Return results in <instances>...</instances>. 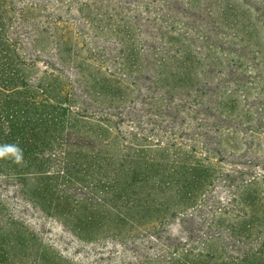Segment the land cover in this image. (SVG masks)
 <instances>
[{
  "label": "rangeland",
  "instance_id": "374dc122",
  "mask_svg": "<svg viewBox=\"0 0 264 264\" xmlns=\"http://www.w3.org/2000/svg\"><path fill=\"white\" fill-rule=\"evenodd\" d=\"M15 5L18 18L20 11L29 12L19 18L16 34L37 72L59 74L79 113L112 116L119 141L146 146L140 155L150 164L155 155L170 162L192 159L195 148L207 157L210 148L218 169L202 209L159 222V212L135 216L145 201L133 197L128 210L134 219L98 220L83 230L50 214V197L35 196L32 184L0 179V246L13 242L0 262L191 264L200 254L209 262L238 256L237 243L227 241L225 228L213 226L208 208L223 209L241 178L238 171L264 182V0H15ZM178 142L184 147L167 151ZM161 144L164 152H157ZM101 184L98 177L62 184L53 197L87 199L89 210L106 198ZM148 188L156 196L146 193L145 199H159V186Z\"/></svg>",
  "mask_w": 264,
  "mask_h": 264
},
{
  "label": "trees",
  "instance_id": "16d2710c",
  "mask_svg": "<svg viewBox=\"0 0 264 264\" xmlns=\"http://www.w3.org/2000/svg\"><path fill=\"white\" fill-rule=\"evenodd\" d=\"M15 6V0H0V147L17 146L22 160L16 162L11 154L0 158V179H17L25 187L32 184L35 196L51 198H47L53 210L50 214L78 230L98 220L110 224L133 218L128 210L133 197L145 201L136 208L142 211L135 216L159 212V222L207 206L203 194L214 188L217 179L214 151L208 148L207 154L204 152L207 157H202L195 148L192 159L170 162L155 155L149 158L153 164L146 162L139 150L146 146L127 144L125 139L121 143L112 116L96 118L79 113L82 109L71 99L69 86L59 83V74L37 72L34 59L16 34L21 30L19 18H26L29 12L20 11L18 18ZM100 89L98 93L106 95ZM171 134L172 138L176 135ZM183 145L174 143L167 151ZM215 145L220 146L221 141ZM155 146L157 152H164L163 144ZM238 173L241 178L226 196L223 209L217 210L216 204L208 208V213H214L213 226L225 228L227 241L237 243L238 256L222 261L215 257L209 262L200 254L193 256L191 264H264L263 178ZM96 177L106 198L98 199L92 209L85 208L87 199L74 202L68 194L53 197L62 184L75 185ZM151 183L159 186V199H145L146 193L156 196L155 188H148ZM211 239L207 242L220 240ZM7 241H3L5 249L0 246V258L10 253L13 242Z\"/></svg>",
  "mask_w": 264,
  "mask_h": 264
},
{
  "label": "clouds",
  "instance_id": "9594fccd",
  "mask_svg": "<svg viewBox=\"0 0 264 264\" xmlns=\"http://www.w3.org/2000/svg\"><path fill=\"white\" fill-rule=\"evenodd\" d=\"M9 154L15 157L16 162H20L22 160V151L17 146L9 145L0 147V158L5 157Z\"/></svg>",
  "mask_w": 264,
  "mask_h": 264
}]
</instances>
